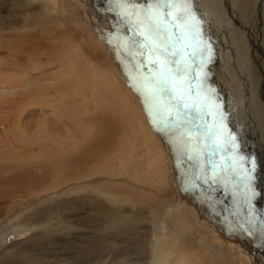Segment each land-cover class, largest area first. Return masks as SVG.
Instances as JSON below:
<instances>
[{"label":"bare ground","instance_id":"obj_1","mask_svg":"<svg viewBox=\"0 0 264 264\" xmlns=\"http://www.w3.org/2000/svg\"><path fill=\"white\" fill-rule=\"evenodd\" d=\"M6 1L0 0V223L4 218L2 209L12 208L8 202L12 193L26 195L33 190L52 189L45 195V201L47 196H56L57 191L62 193L42 207L31 208L30 212L22 209L5 218L6 223L0 226H4L0 235L2 260L10 262L5 242L12 234L33 232V238L57 236L56 233H39L57 231L56 224L32 216L50 210L57 220L66 223H57L63 233L61 236L72 241L87 238L89 247L73 253L62 245L59 250L66 251L56 254L48 264H258L251 255L252 248L264 249V239L233 229L226 224L224 216L219 217L222 222L214 219L220 216L216 212L219 211L217 205L226 208L219 197V191L225 192V186L222 188L220 179L215 180L214 168L219 167L226 178L231 175L235 178L236 173L242 182L243 189L232 187L230 197L250 195L248 197L264 206V158H261L264 134L260 123V119L264 120V101L259 94V86L264 83V55L258 51L252 53L250 48V41L254 40L264 51L262 0H253L249 10L247 6L240 8L239 14L244 19L257 17L248 22L256 29L255 34L250 35L251 40L243 32L244 26L232 28L236 65L245 66L244 80L250 85H246V81L240 84L242 81H238L228 60L230 55L227 59L223 50L220 54L214 51L219 44L216 36L222 37L221 27L233 25L225 19L230 15L226 13L222 19L214 0H186V11L194 18L192 31L199 30L197 40L203 37L204 44L211 49L210 53L205 50L203 56L197 53L194 60H189L195 71L194 83L202 81L203 93L206 91L218 106L211 109L215 116L205 115L204 120L207 117L214 124L217 116L220 122L221 101L215 93L218 87L224 94L233 95V98L229 96L230 103L246 111L247 106L250 107L248 115L244 113L245 132L236 140L240 154L246 157L244 167L250 170L255 181L241 178L243 173L231 164L234 153L230 148L224 150L228 153L225 159L218 151L214 156L210 151L208 155L200 153V157L199 152L192 154L195 148L192 142L187 150L179 143L183 129L180 133L171 129L157 130L145 105L143 89L137 90L139 46L132 47L131 42L138 37L130 36L134 22L126 21L122 15L116 16L113 8H110L112 11L107 9L113 4L118 6L117 0H11L3 13ZM144 2L131 0L128 12L133 15L145 6ZM232 2L236 4L241 0ZM176 3L183 5L185 0H176ZM218 3L224 9V0ZM236 11L238 9H232L233 21L238 23ZM74 14L80 16L75 18ZM243 36L248 49L240 54L238 43ZM125 41L129 42L128 48L122 46ZM3 50H8V55L5 53V56ZM188 51L191 53L192 49ZM105 53L112 58L111 63ZM256 58H260L261 70L255 63ZM211 67L232 73L228 77L234 84L226 83L228 89H224L220 81L218 87L210 84ZM144 70L143 74L147 75L148 68ZM204 81L210 85L206 83L205 87ZM223 131L226 136L231 127L223 125ZM188 155L197 161L189 160ZM217 157L220 162L212 167L211 161L215 164ZM207 166H211L212 174ZM226 180L229 183L230 180ZM204 182L210 188L204 186ZM205 188L207 193L203 191ZM55 189L58 190L53 191ZM253 191L256 196L252 195ZM204 196L211 197L208 201L215 200V205L209 204L211 202L206 205ZM225 196L228 195L225 193ZM171 199L173 203H169ZM69 209L76 214H71ZM247 209L245 207L244 212ZM210 212L212 221L206 220ZM75 216L79 220L73 219ZM261 218L258 219L264 227ZM90 220H96L94 228L89 225ZM196 222L200 228L196 227ZM77 224L82 230L72 236ZM207 225L208 232H203L202 228ZM223 230L230 233L226 237L229 241L225 240ZM5 233L11 234L4 237ZM218 240L227 247H217L222 255L214 248ZM251 240L254 243L248 245ZM225 253L230 254L226 257ZM259 255L264 258L260 252Z\"/></svg>","mask_w":264,"mask_h":264},{"label":"snow or ice","instance_id":"obj_2","mask_svg":"<svg viewBox=\"0 0 264 264\" xmlns=\"http://www.w3.org/2000/svg\"><path fill=\"white\" fill-rule=\"evenodd\" d=\"M117 2L125 18L135 23L134 37L138 39H134L131 44L132 47L139 44L138 54L144 57L136 65L139 85L137 90L143 89L145 105L148 106L149 115L157 130L166 132L171 129L180 133L183 129L178 141L186 150L189 142L194 141L199 146L202 140L204 143L200 151H210L213 156L218 150L230 148L234 153L231 158L232 166L243 173L242 179L251 180L250 170L244 167L246 157L240 154L236 137L229 133L225 138L222 122L209 125L204 120L205 115L214 117L215 113L211 109L218 106L206 94L201 96L202 81L193 86L192 80L196 77L190 78L189 60H194L197 53L203 56L205 50L210 53L211 49L202 39L197 40L199 30L192 31L194 18L186 11V0L183 5L176 3V0H151L147 7L133 13L135 21H132L127 8L131 0ZM128 44L125 41L122 46L128 48ZM189 49H192L191 53ZM145 67L148 68L147 75L142 71ZM188 116L204 120L203 125L195 124ZM193 129L199 134L194 136ZM188 159H193V156L188 155ZM251 163L254 169L255 162ZM252 195L255 196L256 193L253 191ZM247 222L251 224L252 220Z\"/></svg>","mask_w":264,"mask_h":264},{"label":"rangeland","instance_id":"obj_3","mask_svg":"<svg viewBox=\"0 0 264 264\" xmlns=\"http://www.w3.org/2000/svg\"><path fill=\"white\" fill-rule=\"evenodd\" d=\"M179 1H182V0H179ZM208 1H213V0H208ZM230 1V2H229ZM224 0V9H222V7H220V3H218V0H214V3H216L217 5H216V7H218V15H220V17H222V19H224L225 17H226V13H228V15H230V17H226L225 19L228 21V23H230V21H232V24L233 25H228V27H221L222 29H220V28H218V29H220V35H222V37H223V39H224V41H223V39H222V37H218V35L216 36V38L218 39V43L219 44H216V46H215V49H214V51L216 52V53H218V54H220L221 53V51L223 50L224 51V53H225V58H227L229 55V59L228 60H230V63H232V68H233V71H234V75H236V77H238V81H242V82H240V84H242V85H244V81H246V80H244V72H246V68H245V66L244 67H238V65H236V51H233L232 49H235L236 48V45H234V38H235V35H232V31H234L232 28H234L235 27V25H237V27H239V25H242V26H244V28H245V30L243 31L244 33H245V35H246V37L248 38V39H252L253 37H251L252 35H254L255 34V31H256V29H255V27L253 26V25H250V23H251V20H252V18H254V17H256V16H252V18H249V19H244V16L243 15H241V14H239V12L241 13L242 12V8H243V6H247V8H248V10L252 7V5H253V3H254V1L253 0H247L246 2H245V0H241V2L240 3H236V4H233V2H232V0ZM252 1V2H251ZM149 2H151V0H145V2L143 3V4H145V6L144 7H147V5H148V3ZM8 3V4H7ZM10 3H12L11 2V0H7L6 1V3L4 4V5H6V6H4V8L1 10V11H3V13H6V10H5V7H7V5H11ZM232 3V5H230ZM114 5V4H113ZM112 5V7H107V9H110V8H113L114 9V12L116 13V16H117V14L118 15H122L123 17H124V19L126 20V21H129L127 18H125V16H124V14L122 13V10H121V8L119 7V8H117L118 6L117 5H115V6H113ZM236 5V6H235ZM242 7H241V6ZM234 6V7H233ZM262 6H264V0H262V4H260V8H262L261 9V11H264V9H263V7ZM200 8V7H199ZM242 10H241V9ZM232 9H238V11H236L237 13H236V19L238 20V23H235L234 21H233V18H234V15H232ZM111 10V9H110ZM112 11V10H111ZM110 11V12H111ZM137 11H139V10H137ZM223 11V12H222ZM112 13L113 15H115V13ZM136 12V11H135ZM220 12V13H219ZM214 13V12H213ZM129 15H132V14H130L129 13ZM207 15H208V13H207ZM237 15H238V17H237ZM241 15V16H240ZM264 15V14H263ZM74 16H76L75 18H77V17H79V16H77V14H74ZM115 16V17H116ZM121 16V17H122ZM101 17H103V16H101ZM212 17H214V16H212ZM207 18V17H206ZM257 18V17H256ZM208 19V18H207ZM215 19H216V17H215ZM240 19H242L243 21H241V22H239L240 21ZM75 20V19H74ZM226 20H224V21H226ZM132 21H135V15L133 16L132 15ZM131 22V21H130ZM218 22V21H217ZM217 22H215L216 23V26H218V23ZM242 22H244V23H242ZM248 22H250V23H248ZM131 23H133V22H131ZM240 23V24H239ZM242 23V24H241ZM246 23H248V24H246ZM203 24L204 25H206V23L205 22H203ZM263 24H264V21H263ZM68 25L72 28V26L68 23ZM135 23H133V25H132V28H133V30L135 31ZM255 25H256V22H255ZM246 26V27H245ZM250 26H252V27H250ZM217 29V28H216ZM229 29V30H228ZM248 30H250V31H248ZM228 31V32H227ZM263 31V33H264V30H262ZM86 32H87V34L89 35L90 34V32H89V30L87 29V27H86ZM223 32V33H222ZM231 32V33H230ZM253 32H254V34H253ZM200 34H201V32H200ZM226 36H225V35ZM227 34H231L230 36L229 35H227ZM239 34V33H238ZM240 35V34H239ZM251 35V36H250ZM92 36V35H91ZM90 36V37H91ZM130 36H133L134 37V32L132 33V34H130ZM201 39L203 38V37H200ZM263 38V37H262ZM244 36L243 37H239V40H240V42L238 43V49L240 48V54L241 53H243V52H245L246 51V48L248 49V47H246V45H244ZM250 39V40H251ZM226 40H228L227 42H226ZM254 42V43H253ZM243 45H242V44ZM252 43V44H251ZM81 44H83V43H81ZM228 44V45H227ZM229 44H231V45H229ZM138 46H139V44H137ZM227 45V46H226ZM233 45V46H232ZM240 45V46H239ZM251 45H252V47H251ZM232 46V47H231ZM255 46V47H254ZM223 47V48H222ZM233 47H235V48H233ZM250 48H251V52L253 53V52H255V51H258L259 53H260V55H264V51H262L261 49H260V44H258V45H256V41H254V40H252V41H250ZM106 49V48H105ZM256 49V50H255ZM107 50V49H106ZM250 50V49H249ZM7 51L8 50H3V54L6 56V54H7ZM234 53H233V52ZM262 52H263V54H262ZM6 53V54H5ZM206 53H208L207 51H206ZM106 55H107V61L109 62V63H111L112 62V58L110 57V55L109 54H107V53H105ZM8 55V54H7ZM139 56V55H138ZM223 57V56H222ZM230 57H231V59H230ZM233 59V60H232ZM240 59H242V56L240 55ZM258 59H260V58H256L255 59V63L259 66V68H260V70H261V68L262 67H260V61H258ZM144 60V57H140L139 56V62H142ZM258 61V62H257ZM242 68V73H240V69ZM143 71H145L144 69H143ZM262 74H263V77H264V69H262ZM206 75V74H205ZM228 75H232V73L231 74H229L228 72H225L223 69H221V68H214V67H211L210 68V76H209V79L211 80V82H210V84H213V85H215L216 87H218V85H220V83H222V87H224V89H228V85H226V83H232V81H230V77H228ZM241 75V76H240ZM193 76H195V71L193 70V68L191 67V72H190V78L191 77H193ZM208 76V75H207ZM218 81H220V83H218ZM262 81H264V79H262ZM205 82V81H204ZM192 83L194 84L193 86L195 87V83H194V79L192 80ZM206 83H207V85H210L209 84V82L207 81V82H205V87L207 86L206 85ZM232 84H234V83H232ZM250 85L249 83H248V81H246V85ZM219 89L217 90V92H215V93H217L219 96V99H220V103H221V107H219V115H218V118L220 119V122H223L222 124L224 125V126H226L227 127V125L228 126H230L231 127V131H230V133H231V135H234L235 137H236V139L237 138H239L244 132H245V122H244V115L246 114V115H248V113H247V111L248 112H250V107L249 106H247V111H246V109H244V108H238V106L235 104V103H230V97H232L233 98V95H228V94H224V91H222V89H220V87H218ZM202 92H201V96H204L205 95V93H206V91H204V93H203V90H201ZM229 91V90H228ZM203 93V94H202ZM210 93H212V88L210 87ZM244 93H245V96H246V88H244ZM216 94V95H217ZM259 94H260V97H261V100L262 101H264V83H262V85H260L259 86ZM207 95V94H206ZM230 96V97H229ZM244 96V97H245ZM216 97V96H215ZM211 99V98H210ZM218 98H217V100H219ZM246 99H248V98H246ZM261 106V105H260ZM238 109H240V111H238ZM218 112V111H217ZM245 113V114H244ZM221 117H222V120L223 121H221ZM264 117V116H263ZM188 119H192V118H195L196 120L194 121V123L195 124H201V122L200 121H198V120H201V119H199V118H197V117H195V116H188L187 117ZM216 119H217V116H216ZM215 119V124H220V122H217V120ZM202 121H204V120H202ZM206 121H207V123L209 124H213V120H209L207 117H206ZM204 123V122H203ZM260 123H262V127H261V129H262V133L264 134V120H262V119H260ZM201 125H203V124H201ZM192 134L195 136V135H198L199 133L195 130V129H193V132H192ZM224 135H225V132H224ZM227 135H228V133L226 134V136H225V138L227 137ZM260 136V135H259ZM258 137V136H257ZM255 138H256V136H255ZM192 143H193V147H195L194 148V152L192 153L193 155H196V153L197 152H199V156H200V153L202 154H204V155H208L207 153H208V151L206 152V151H199L200 150V148H202L203 147V140L201 141V144L199 145V146H196L195 145V142L194 141H192ZM218 152H220V154L222 153L223 155H224V158L223 159H225L226 158V154L228 155V153H225L224 152V150H222V152H221V150H218ZM221 154V155H222ZM222 155V156H223ZM201 157V156H200ZM261 158H264V152L262 153V156H261ZM192 161H197V160H195V158H193V159H191ZM210 161H211V159H210ZM216 163L215 164H212V161H211V166L212 167H214V166H217L218 164H219V162H220V160H219V158L217 157V159H216ZM210 165V164H209ZM210 166V167H211ZM208 167V171L212 174V169L210 170V167L209 166H207ZM219 167H216V168H214V170H216L217 172H215L216 173V176H217V178L215 179L216 181H219V179H220V184H221V182H223V185H222V188H224V186H225V192H223V191H219V190H221V188L220 189H218V191L221 193V194H219L218 196L220 197V199H222V200H220L221 201V203H223L224 205H225V209H223V208H221L219 205H217L218 206V209H219V211H216V212H218V214L220 213V216H217L216 218H214V219H217L218 221H221L220 219H219V217L220 218H223V216L224 217H226L227 218V220H226V224L228 225H230V226H232L233 227V229H237L238 231H240L241 232V230H242V232H244V231H248V235H253V236H255V235H257V236H255V237H258L257 239H260L261 240V237H262V239H264V227L261 225V223H260V221H259V219L258 218H261L262 217V211H264V206H262L261 204H259L257 201H255L253 198H251V197H248V196H250V195H248V196H244V198L243 197H241V196H239V198H235V196L234 197H230L229 195H230V193H231V188L232 187H236V188H240V191H241V189H243V188H241V185H242V182L239 180V178L237 177V174L234 172V169L231 167V171L232 172H234L235 174H234V177L235 178H233V176L231 175L230 177H228V178H226V176L224 175V173H222V171H220L219 169H218ZM201 170H202V166H201ZM202 172H203V170H202ZM250 174V173H249ZM250 176L252 177V179L251 180H254L255 181V177L254 176H252L251 174H250ZM226 179H229L230 181H229V183L227 182V180ZM238 179V180H237ZM115 180H113V182H114ZM231 181H232V183H231ZM247 181H250V180H248L247 179ZM82 182L83 181H81L80 182V184L82 185ZM214 183H216V182H214ZM234 184H235V186H234ZM203 185L204 186H206V187H209L207 184H205V182L203 183ZM230 187V188H228V187ZM243 187V186H242ZM210 188V187H209ZM258 188V187H257ZM263 188H264V185H263ZM58 189H55V190H53V191H57ZM50 191H52V189H49V190H45V191H39V192H36V191H30V192H27L26 193V195L25 194H19V193H12V194H10L9 195V198H10V200L12 201H8L9 202V204H12V208H11V210H7V207L8 206H6V208H3L2 209V213H1V215H3V219H2V221H1V223H0V226L1 225H4L5 223H6V219L5 218H7V217H10V216H13L15 213H17V212H19V211H21L22 209H28V211L30 212L31 210V208H38V207H42V206H44V205H46L47 204V202H49L48 200H51V199H55V198H57V196L58 195H60L62 192L61 191H57V192H55L56 193V196H47L48 198H47V201H45V195L47 194V193H49ZM203 191L204 192H206L207 193V189L205 188V189H203ZM37 193H39V194H37ZM225 193H226V195H228V196H225ZM264 193V192H263ZM208 194H212L211 192H208ZM257 194H259V193H257ZM256 196V195H255ZM39 197H42V198H39ZM223 197V198H222ZM248 197V198H247ZM253 197V196H252ZM264 197V196H263ZM204 198H205V200H204V202H205V204L207 205L209 202H211V203H209V204H211V205H215V200H213V201H208V199H210L211 197L210 196H208L207 198H206V196H204ZM239 199H241L242 200V203H241V200H239ZM244 200V201H243ZM252 200V201H251ZM216 202H217V200H216ZM248 202V203H247ZM249 202H252V203H249ZM50 203V202H49ZM169 203H173V199H171V200H169ZM231 205H230V204ZM242 204V205H241ZM254 205V206H253ZM14 207V208H13ZM242 207V208H241ZM245 207L246 208H248L247 210H246V212H244L245 211ZM262 207V208H261ZM234 208V209H233ZM244 208V209H243ZM73 209H75V208H73ZM73 209H69V212H71V214H76V211H72ZM227 209V210H226ZM229 209V210H228ZM236 209H239V210H236ZM243 209V210H242ZM263 209V210H262ZM79 211V210H78ZM243 211V212H242ZM254 212V213H253ZM244 213V214H243ZM245 213H246V216H245ZM210 214V217H209V219L206 217V220H211L212 221V213L210 212L209 213ZM240 214V215H239ZM254 214V215H253ZM230 215H231V217L232 218H230ZM244 215V216H243ZM34 218H38V219H43V220H50L55 226H54V229H57V231H52V232H45L44 230H42V231H40L39 233H56V235L57 236H51L50 238H43V237H40V238H33V236H34V233L32 232V233H25V234H23V235H20V236H17L16 234H19V233H16V234H12V236L8 239V240H6V242H5V247L7 246V254H8V256H7V258H9L10 259V262L8 263V264H48L50 261H52L53 259H54V257H55V255L56 254H58L59 252H64V251H66V250H59V248H60V246H62L63 245V247H64V249H66L67 248V250L68 251H71V252H73V253H75V252H79V251H85L86 249H87V247H89V245H88V243L86 242V240H87V238L86 239H82V241L84 242H82V241H72V240H67V239H65L63 236H61L63 233L62 232H60V226L57 224L59 221H63L62 219L61 220H57V216L56 215H51L50 214V210H47V211H45L42 215H38V214H34V215H32ZM253 216V217H252ZM255 216V217H254ZM263 216H264V214H263ZM77 216H75V218H73V219H77V220H79V217L78 218H76ZM251 219L253 222L249 225V223L247 222L249 219ZM255 218V219H254ZM98 218H96V220H97ZM235 219V220H234ZM242 219V220H241ZM262 219V218H261ZM95 220V221H96ZM263 221H264V217H263V219H262ZM81 221V220H80ZM80 221H77V223L79 224V223H81ZM93 222L92 220H90V226L91 227H93L94 228V226H95V224H96V222ZM222 222V221H221ZM241 222H243L242 224H241ZM93 223H95L94 225H93ZM202 223H204V221L202 222ZM63 224H66L64 221H63ZM76 225V227H75V230L73 231V233L74 232H78L79 230H82V228L80 227H78L79 225ZM240 225H243L242 227L240 226ZM246 225V226H245ZM4 226H2L1 228H0V235H2V233H1V229L3 228ZM97 227V226H96ZM194 227H195V225H194ZM196 227L197 228H200L199 227V223L198 222H196ZM209 227V225H207V226H204L203 228H202V231L203 232H208L207 231V228ZM247 227L249 228L248 230H247ZM79 228V229H78ZM73 229V228H72ZM211 229V228H210ZM263 230V231H262ZM84 231H86V229H84ZM262 231V232H261ZM22 232H24V230L22 231ZM251 232H253V233H251ZM259 232V233H258ZM93 233H95V231L93 232ZM225 233V234H224ZM11 234V233H10ZM10 234H7V233H5V234H3L4 235V237L5 236H9ZM76 234V235H75ZM80 233H74V234H72V236L73 235H75V236H77V235H79ZM260 234V235H259ZM223 235L225 236L224 238H226V237H228V235H230V233L229 232H227V231H225V230H223ZM227 235V236H226ZM211 236L213 237V238H215L214 237V235H212L211 234ZM232 236V235H231ZM79 237V236H78ZM78 237H76V238H78ZM226 241H229V239L228 238H226L225 239ZM95 241V240H94ZM254 242L251 240L249 243H248V245H251V244H253ZM216 244H218L217 246H215L214 248H215V251L220 255L221 253L219 252V249L217 248L218 246H223V247H225V248H227L226 247V244L223 242V241H221V240H218V241H216ZM88 245V246H87ZM263 245V244H262ZM217 249V250H216ZM253 250H252V253H251V255L254 257V259H255V263H258V264H261V263H263L264 262V258H262L260 255L258 256V254H259V252L261 253V255H263L264 256V249H259L258 251H257V249H254V248H252ZM262 250V251H261ZM258 253H256V252ZM256 254H255V253ZM3 254H4V252L2 251V246L0 245V262L2 263V264H7L6 263V260L5 259H3L2 260V258H3ZM230 253H225V256L226 257H228L227 255H229ZM222 255V254H221ZM257 257V258H256ZM259 257H260V259H259ZM263 260H262V259ZM259 259V260H258ZM3 262H2V261ZM259 262H258V261ZM263 261V262H262ZM0 263V264H1ZM264 264V263H263Z\"/></svg>","mask_w":264,"mask_h":264}]
</instances>
